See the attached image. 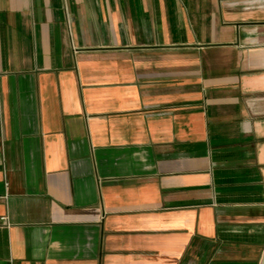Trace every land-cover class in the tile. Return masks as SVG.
<instances>
[{
    "label": "crops",
    "instance_id": "crops-1",
    "mask_svg": "<svg viewBox=\"0 0 264 264\" xmlns=\"http://www.w3.org/2000/svg\"><path fill=\"white\" fill-rule=\"evenodd\" d=\"M0 264H259L264 0H0Z\"/></svg>",
    "mask_w": 264,
    "mask_h": 264
},
{
    "label": "built area",
    "instance_id": "built-area-1",
    "mask_svg": "<svg viewBox=\"0 0 264 264\" xmlns=\"http://www.w3.org/2000/svg\"><path fill=\"white\" fill-rule=\"evenodd\" d=\"M0 200H6V196L0 198ZM0 222H2V224L4 226H8V218L6 216L0 217ZM259 264H264V247L262 249V253H261L260 260H259Z\"/></svg>",
    "mask_w": 264,
    "mask_h": 264
}]
</instances>
